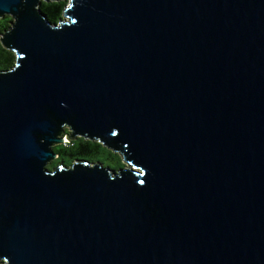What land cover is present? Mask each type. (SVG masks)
I'll use <instances>...</instances> for the list:
<instances>
[{"label":"water","instance_id":"water-1","mask_svg":"<svg viewBox=\"0 0 264 264\" xmlns=\"http://www.w3.org/2000/svg\"><path fill=\"white\" fill-rule=\"evenodd\" d=\"M40 1L0 0L2 263L264 264V0ZM75 136L123 164L47 167Z\"/></svg>","mask_w":264,"mask_h":264},{"label":"trees","instance_id":"trees-1","mask_svg":"<svg viewBox=\"0 0 264 264\" xmlns=\"http://www.w3.org/2000/svg\"><path fill=\"white\" fill-rule=\"evenodd\" d=\"M67 0H52L44 1L41 0L38 4L41 12L50 21H56L61 14V7L65 5ZM10 17L8 14H3L0 16V32L2 29L8 27ZM13 52L9 49L3 47L0 43V68H9L13 63ZM67 128L64 127V131ZM52 149L57 153L56 156L46 164L47 167H52L57 165L58 161L61 160L63 164H70L69 162L76 157H80L88 160H100L102 164H106L108 161L111 162L115 157L120 158L117 152L109 151V148L103 146L100 142L94 139H88L81 136H75L71 140H67L60 144H54ZM108 162V163H109ZM107 165L111 167V165ZM119 165H121L119 163ZM0 264L2 261L0 260Z\"/></svg>","mask_w":264,"mask_h":264},{"label":"rangeland","instance_id":"rangeland-1","mask_svg":"<svg viewBox=\"0 0 264 264\" xmlns=\"http://www.w3.org/2000/svg\"><path fill=\"white\" fill-rule=\"evenodd\" d=\"M57 145H58V144H57ZM108 162H109V161H108ZM108 162H107V163H108ZM107 163H106V164H107ZM119 163H120V164H123V163H122V160L119 159V158H117V157H115V159H114L113 161L109 162L108 164L111 165V167H117V166H119Z\"/></svg>","mask_w":264,"mask_h":264},{"label":"built area","instance_id":"built-area-1","mask_svg":"<svg viewBox=\"0 0 264 264\" xmlns=\"http://www.w3.org/2000/svg\"><path fill=\"white\" fill-rule=\"evenodd\" d=\"M65 141H66V139L64 138L63 142H65Z\"/></svg>","mask_w":264,"mask_h":264},{"label":"clouds","instance_id":"clouds-1","mask_svg":"<svg viewBox=\"0 0 264 264\" xmlns=\"http://www.w3.org/2000/svg\"><path fill=\"white\" fill-rule=\"evenodd\" d=\"M65 139H66V138H65ZM66 141H67V139H66ZM62 142H63V141H62ZM62 142H61V143H62Z\"/></svg>","mask_w":264,"mask_h":264}]
</instances>
